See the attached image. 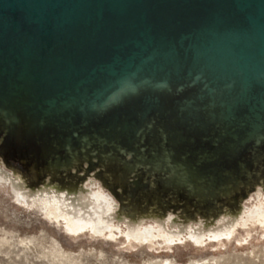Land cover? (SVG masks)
I'll use <instances>...</instances> for the list:
<instances>
[{"label":"water","instance_id":"obj_1","mask_svg":"<svg viewBox=\"0 0 264 264\" xmlns=\"http://www.w3.org/2000/svg\"><path fill=\"white\" fill-rule=\"evenodd\" d=\"M83 155L177 201L252 186L264 0H0V156L40 179Z\"/></svg>","mask_w":264,"mask_h":264},{"label":"rangeland","instance_id":"obj_2","mask_svg":"<svg viewBox=\"0 0 264 264\" xmlns=\"http://www.w3.org/2000/svg\"><path fill=\"white\" fill-rule=\"evenodd\" d=\"M4 151L12 154V151ZM111 158L103 156L102 164L97 165L95 170L80 173L85 175L81 187L86 195L83 201L76 202L74 193L65 190L54 192L52 187L42 186L37 190L26 187L15 172L19 170L18 167L24 169L26 161L17 159L13 163L11 159L5 160L0 156V173H7L8 179L16 186L15 191L22 194V200L17 201L7 180L0 183V264H61V261L62 264H155L166 258L173 264L208 262L211 259L214 264H264V188L258 187L244 197L237 219L224 216L218 226L210 224L206 227L203 217L188 223L181 220L176 222L173 213L164 221L149 218H144L140 224L129 219L119 221V194L105 187L97 177V173L101 175L106 170L107 162L108 165L112 163L109 161ZM77 159L79 161L74 162L72 168H62L58 173L71 177L75 172H81L82 167L89 168L84 155L77 156ZM54 174L49 171L46 177ZM134 174L137 175V172ZM141 187L139 184L135 192ZM173 191L168 189V193ZM179 194L178 198L185 206L196 208L197 204L203 203L202 208L210 206L207 209L210 212L238 199L242 192L220 196L218 201L206 195L201 201L191 193ZM131 196L136 198L135 195ZM170 196L175 198L174 195ZM103 197H109L110 203L104 205L101 201ZM202 208L196 210L201 213ZM75 217L93 223L97 227V234H93L89 228L70 232L67 226ZM110 228L114 232L108 233ZM150 229L156 237L154 244H149L153 240L147 239L148 242L141 245L140 239ZM103 232L114 239L102 236ZM157 235L173 236L179 240L174 241L173 245H166L163 238ZM27 240L31 242L27 243ZM57 245L61 248H57ZM49 253L53 255L49 257Z\"/></svg>","mask_w":264,"mask_h":264},{"label":"bare ground","instance_id":"obj_3","mask_svg":"<svg viewBox=\"0 0 264 264\" xmlns=\"http://www.w3.org/2000/svg\"><path fill=\"white\" fill-rule=\"evenodd\" d=\"M121 171L122 169H120L118 164L116 162H112L110 165L107 166V169L101 173V175L97 173V177L101 179L105 187L119 194V199L121 203L120 210L117 214V218L119 219V221H122L124 219H129L138 224H140L144 218L158 219V220L164 221L171 213H173L176 216L175 218L176 222L181 220L182 222L188 223L191 221H197L199 219H202L203 217L202 214H200L196 210L195 206L194 207L185 206L182 202L177 201L174 197L170 195L164 196L163 198H161V196L159 197L157 194L155 175L151 176L150 178H146L144 182H142L143 184L142 188L139 189V191L135 192V188L138 187V185L136 184L137 179L135 178V174L131 175L129 178H125V176H123V173ZM15 172L17 173L18 178L26 185V187L32 190L40 189L42 188V186H45L46 188L52 187L55 189L54 192L65 190L67 193H74V197H75L74 200L76 202L83 201L85 198L86 191L84 190L83 187H81V183L85 175L80 174V173L85 174L86 172L85 167L82 168L81 172H75L71 177H63L60 175L57 178H52L49 176V178L42 177L40 179H36L26 169L15 170ZM8 178L9 176L7 173H4V174L0 173V183L5 182L4 180H7V184L12 186L11 188H13L12 193H13L14 198L17 201L22 200L20 198L22 194L15 191L16 186L12 183L11 179H8ZM252 182H253L252 186L244 190V192L240 195L238 199L232 200L228 203L220 205L216 209V211H214L209 217H206L204 219L205 226L208 227L210 224H215L216 226H218L220 224L221 219L224 216H229L233 219H237L241 211V208H242L241 204H242V200L244 199V197L248 196L252 191L257 189L258 187L264 188V166L261 165L260 169L256 170L255 176L252 177ZM131 195H135L136 198H133ZM108 199L109 197L107 198L103 197L101 201L102 203H104V205L109 204L110 202L108 201ZM196 207H201V206L197 204ZM73 225L75 226V228L73 227ZM67 228L69 229L70 232L83 231L86 228H89L93 234H97L98 232L97 227L93 225V223H88L87 221L78 219L77 217H75V219L69 222V225L67 226ZM112 232L114 231L110 228L108 233H112ZM104 233L106 232L101 233V235L111 240L114 239L113 236L106 235ZM146 233L147 235L141 238L139 243L142 245L144 242H148L146 241L147 239H152L153 241H149L148 243L154 244V239L156 237L151 231V229L149 231H146ZM157 236L163 238V242L166 245H169V244L171 245L172 243H174V241L179 240V239H174L173 236H168V235H157ZM14 241L16 242V240ZM29 241L27 240V243ZM21 244H19V246ZM29 245L31 244L29 243ZM54 245L56 246V244ZM59 245H57V248L60 247ZM23 248L25 249V247ZM49 254H50L48 255L49 257L53 255L51 253ZM54 256L52 258H54ZM212 260L213 259L209 260L208 262L192 261L190 264H214V263H211ZM159 262L160 263L155 262V264H173L172 261L169 260L168 258H166V260L161 259ZM62 263L63 262L61 261V264ZM216 264H218V262Z\"/></svg>","mask_w":264,"mask_h":264}]
</instances>
